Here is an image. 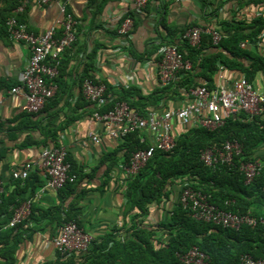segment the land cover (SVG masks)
<instances>
[{"label": "crops", "instance_id": "1", "mask_svg": "<svg viewBox=\"0 0 264 264\" xmlns=\"http://www.w3.org/2000/svg\"><path fill=\"white\" fill-rule=\"evenodd\" d=\"M62 1L67 4V13L77 22V41L62 60L59 78L52 82L57 87L56 96L40 113L30 114L23 109L24 99L10 93L20 83L29 60V49L24 43L10 41L5 21L14 14L16 7L24 4L25 10L18 18L27 24L32 33L40 36L56 26L63 15L58 3L43 5L40 0H0V179L5 187L3 197L13 203L20 202L18 209L26 205L33 207V219L36 222L32 221V225L38 227L35 232L21 238L14 264H43L55 261L58 257L59 251L53 247L52 240L60 226L58 222L43 218L42 215L53 207L65 208L75 196H71L64 204L60 191L45 188V178L39 170L33 172L25 182L14 180L12 174L26 163L37 161L45 147H54L48 138L52 130L59 128L62 129L59 130L57 144L66 148L67 157L86 176L80 190L89 191L76 207L83 221V230L91 233L95 239L113 233L115 239L124 241L122 231L113 232L126 221V182L118 170L122 162L113 167L109 177L105 174L106 166L103 164L105 155L114 152L121 142L105 135L103 125L92 117L94 105L87 103L82 96L84 60L96 45H101V48L97 52L96 70L91 73L93 76L106 82L117 93L135 88L142 96H149L162 88L155 63L162 46L166 44L151 59L139 61L133 55H141L159 42L155 30L157 19L164 17L165 24L177 32L178 42H183V35L194 27L208 25L220 28L231 26L235 21L248 28V33L252 32L255 21L260 18L264 20V0H150L146 13L136 12L128 0ZM131 13L136 15V23L129 41L132 53L128 52L126 57L125 39L117 31L120 22ZM211 13L214 14L210 17ZM112 31H116L118 36L112 35ZM243 42H247L248 47L242 48ZM243 42L240 44L242 50L264 56V28L256 38ZM242 76L246 75L221 66L212 88L219 84L229 86ZM198 81L205 83L202 78ZM250 82L256 89L263 91L264 70L257 72ZM185 91L181 88L180 94L168 100L164 109L155 110L184 107L188 103ZM71 118L77 119L66 126ZM189 128L177 125L175 134L179 136ZM91 132L101 135L100 144L90 141ZM144 135L150 144L153 136L150 133ZM254 154L256 159L263 160L264 144ZM180 189H176L172 201L154 209L153 218H166L163 209H171V203L178 202ZM6 216L7 213L0 215V241L13 230L9 228L11 220L4 222ZM82 256L77 254L70 258L63 257V260L79 261Z\"/></svg>", "mask_w": 264, "mask_h": 264}, {"label": "trees", "instance_id": "2", "mask_svg": "<svg viewBox=\"0 0 264 264\" xmlns=\"http://www.w3.org/2000/svg\"><path fill=\"white\" fill-rule=\"evenodd\" d=\"M213 14L211 13L210 17ZM128 16L136 21L134 13ZM156 22L155 30L159 36V42L153 44L151 49L141 55L133 53L135 59L139 61L151 59L158 54L162 45H176L184 59L192 62L193 69L182 73L175 83L158 89L149 96H142L135 88L123 89L122 92L117 93L103 81L107 86V103L100 109L101 113L112 110L117 102L126 103L143 116L150 110L164 109L168 100L180 94L181 88L186 91L202 86L212 88L215 75L221 66L244 73L249 81L254 79L257 72L264 70V56L242 50L240 47L241 42L253 40L263 30L264 20L261 18L255 21V26L251 28L252 32L248 33V28L241 22L236 24L233 21L231 26L220 28L210 26L223 34L222 40L214 45L211 36L205 34L198 48L192 47L187 39L178 42L177 32L172 31L165 24L164 17L157 19ZM206 27L209 28L208 25ZM107 32L110 34V31ZM111 34L118 36L116 31H112ZM100 48L101 45H96L92 52L86 55L82 83L86 79L96 82L91 73L96 70L95 61ZM131 48V44L125 47L129 53H132ZM69 52V50L66 51L65 56ZM61 70L60 66L59 75ZM199 78H202L205 83H200ZM95 109L94 107L93 112ZM263 114L252 119H248L244 114L232 116L226 119L223 126L214 131L199 126L189 128L178 136L172 151L155 152L154 157L145 167L127 179L124 205L126 221L120 228L113 231L115 233L122 231L125 235L124 241L115 239L112 233L96 239L79 261L75 259L64 261L58 253L55 261L43 264H184L180 255L186 254L194 247L206 255L207 264H241V257L246 254L254 259H264L262 226L234 230L197 221L192 217L191 210L183 206L181 197L178 202L171 203V209L162 207L166 211V218H153L154 209L161 208L165 203L172 201L173 194L180 187V194L184 189L192 188L206 195L209 203L219 209L239 214L250 213L256 217L263 215L264 169L250 183H246L239 169L242 162L258 160L254 152L264 144ZM76 119L71 118L66 126ZM61 129L52 130L48 138L54 147L58 146L57 140ZM226 142L239 143L242 146V155L235 157L233 165H222L215 169L206 167L200 160L201 151L207 148H221ZM147 148L149 143H142L138 132L126 136L114 152L105 155L103 164L106 166V176L109 177V173L115 165H118L117 163L127 162L134 152ZM260 161L264 163V159ZM67 162L71 165V174L76 176V181L65 185L60 192L63 195L64 204L71 196L75 198L65 208L53 207L46 213L43 212L42 216L58 222L59 226L75 222L79 228L83 229V221L76 207L89 191L88 189L80 190V185L86 176L69 157ZM106 183L107 181L103 186ZM10 203L13 202L5 197L0 202V215L7 213L4 222L14 217L21 204L17 202L10 206ZM9 208H11L10 211ZM34 212V208L31 207L29 217L15 226L12 232L0 241V264H14L23 235H29L38 229L32 225V221L36 222L33 219ZM15 237L18 239H14Z\"/></svg>", "mask_w": 264, "mask_h": 264}, {"label": "built area", "instance_id": "3", "mask_svg": "<svg viewBox=\"0 0 264 264\" xmlns=\"http://www.w3.org/2000/svg\"><path fill=\"white\" fill-rule=\"evenodd\" d=\"M138 13H146L150 0H128ZM43 5L58 3L63 19L45 33L36 36L27 24L19 20L25 6L20 5L14 14L8 18L6 25L11 42L24 43L29 49V60L26 64L20 83L13 87L11 94L21 96L25 103L23 109L30 114L40 113L57 93V87L52 83L59 76V68L66 51L77 41V22L67 13V4L62 0H40ZM120 24L118 34L125 39L124 47L128 46L133 37L135 21L127 16ZM210 35L214 45L220 43L223 34L212 28L194 27L183 35L192 47L198 48L203 35ZM248 47L247 42L241 44ZM128 52L125 49V56ZM161 87L175 83L182 73L193 69L192 62L184 59L176 45L162 46L158 61L155 63ZM95 81L86 79L82 86L84 100L96 108L93 119L102 124L105 135L115 141L122 140L131 133L138 132L141 142H147L145 133L153 138L149 148L134 152L129 161L122 162L118 170L125 182L136 175L154 157L155 152H170L177 142L175 127H196L214 131L224 125L226 119L244 114L248 119L261 116L264 113V90H258L242 76L231 85L219 84L214 88L206 86L185 91L188 103L181 108L167 110H150L145 116L130 108L126 103L117 102L112 110L101 113L107 103V86L98 77ZM89 139L94 144H100L99 133L91 132ZM67 150L63 145L45 147L35 162H29L16 169L14 180L25 182L35 171H41L45 178V188L60 191L65 185L75 183L76 176L71 174V165L67 162ZM242 155V146L237 142H226L221 148H207L201 151L200 160L209 168L215 169L222 165H233L235 157ZM240 172L246 183H250L264 169L260 160L242 162ZM5 193V187L0 179V202ZM181 203L191 210L192 217L197 221L220 225L224 228L238 230L242 227L255 228L262 226L264 230V213L260 217L250 213L239 214L219 209L209 203L206 195L192 188H186L180 194ZM31 206L26 205L16 210L9 223L14 228L30 215ZM95 236L79 228L75 222L60 226L57 235L52 240L53 247L62 257L85 254L95 241ZM184 264H207V257L197 247L184 255H180ZM241 264H264V259H254L250 255L241 257Z\"/></svg>", "mask_w": 264, "mask_h": 264}]
</instances>
